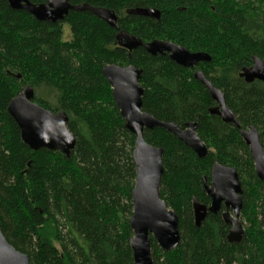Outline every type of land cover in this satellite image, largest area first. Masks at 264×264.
<instances>
[{
    "label": "trees",
    "instance_id": "1",
    "mask_svg": "<svg viewBox=\"0 0 264 264\" xmlns=\"http://www.w3.org/2000/svg\"><path fill=\"white\" fill-rule=\"evenodd\" d=\"M68 1L112 9L119 30L90 12H70L55 24L38 21L0 0V224L8 242L30 264H134L136 136L126 129L103 75L106 65H133L143 70V111L182 129L197 123L209 150L200 159L162 128L145 132L150 145L164 150L160 194L177 214L181 235L170 252L152 238L153 263L264 264V183L242 137L254 127L264 149V82L240 77L255 57L264 61V0ZM136 8L156 9L160 19L127 14ZM119 32L143 44L170 41L211 61L184 68L143 46L129 52L117 46ZM197 71L223 93L239 127L210 114L217 104L195 79ZM27 86L39 106L68 115L77 140L70 157L34 152L22 141L8 106ZM216 162L236 169L243 187L240 244L228 241L230 226L221 213L195 223L193 201L210 206L203 179L211 182Z\"/></svg>",
    "mask_w": 264,
    "mask_h": 264
},
{
    "label": "water",
    "instance_id": "2",
    "mask_svg": "<svg viewBox=\"0 0 264 264\" xmlns=\"http://www.w3.org/2000/svg\"><path fill=\"white\" fill-rule=\"evenodd\" d=\"M13 10H23L36 20L49 23L64 21L70 12H90L103 20L108 26L119 30L118 16L108 8L93 7L89 4L72 5L68 0H48L36 5L29 0H6ZM128 15L159 20L160 12L151 8L129 10ZM117 45L129 52L144 47L152 56L169 54L170 60L184 68H194L200 63L210 62L206 53H192L185 47L170 41L154 40L143 42L128 33L121 32L116 37ZM103 75L113 89L114 101L120 110L128 131L136 136L133 160L136 166V184L132 191L133 216L130 226L133 237L130 241L134 264H154L152 259V238L166 252L175 250L180 242L179 218L162 200L160 189L164 175L162 148L154 147L145 140V132L162 128L174 135L190 148L200 159L206 158L209 150L197 134V123L185 125L184 129L175 123H166L143 111L144 88L140 85L143 70L133 65L121 67L115 64L103 67ZM210 92L217 106L210 109L211 115L219 116L225 123L239 127L234 113L228 108L223 93L206 79L201 71L194 74ZM240 77L246 83L264 82V61L255 57L252 67L245 68ZM35 91L25 87L8 106V113L21 131L22 141L34 152L41 149L60 151L70 157L76 147V137L68 129V115L61 111L53 113L35 101ZM242 137L249 146L254 161L257 177L264 183V149L259 132L251 127L242 132ZM204 188L211 199L206 206L194 199L193 210L197 226L209 213L219 214L222 207L224 222L230 226L228 241L240 244L245 237L241 221L243 210V187L236 169L216 162L211 172V183L203 179ZM0 264H30L26 254L18 251L4 236L0 224Z\"/></svg>",
    "mask_w": 264,
    "mask_h": 264
},
{
    "label": "rangeland",
    "instance_id": "3",
    "mask_svg": "<svg viewBox=\"0 0 264 264\" xmlns=\"http://www.w3.org/2000/svg\"><path fill=\"white\" fill-rule=\"evenodd\" d=\"M64 33H65L64 38L66 40L71 38L70 29H69V27L67 25H64ZM241 221L243 222L244 225L246 224V222L244 221L242 216H241Z\"/></svg>",
    "mask_w": 264,
    "mask_h": 264
},
{
    "label": "flooded vegetation",
    "instance_id": "4",
    "mask_svg": "<svg viewBox=\"0 0 264 264\" xmlns=\"http://www.w3.org/2000/svg\"><path fill=\"white\" fill-rule=\"evenodd\" d=\"M119 33H121V32H119ZM119 33H118V34H119ZM117 46H118V45H117ZM159 55L169 57V54H159ZM169 59H170V58H169ZM242 71H243V70H242ZM240 74H241V73H240ZM216 104H217V103H216ZM259 135H260V134H259ZM220 165H221V164H220ZM231 168H232V167H231ZM255 172H256V170H255ZM210 183H211V182H210ZM210 183H209V184H210ZM223 211H225V207H224V206L222 207V212H223ZM222 212H221V215H222Z\"/></svg>",
    "mask_w": 264,
    "mask_h": 264
},
{
    "label": "bare ground",
    "instance_id": "5",
    "mask_svg": "<svg viewBox=\"0 0 264 264\" xmlns=\"http://www.w3.org/2000/svg\"><path fill=\"white\" fill-rule=\"evenodd\" d=\"M260 26V25H259ZM244 226V225H243ZM245 230V229H244Z\"/></svg>",
    "mask_w": 264,
    "mask_h": 264
}]
</instances>
